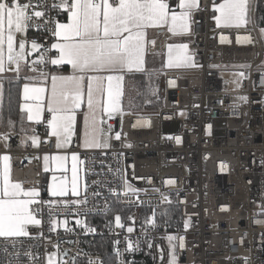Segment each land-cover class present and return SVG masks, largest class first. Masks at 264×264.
<instances>
[{
	"label": "built area",
	"instance_id": "2783aa9c",
	"mask_svg": "<svg viewBox=\"0 0 264 264\" xmlns=\"http://www.w3.org/2000/svg\"><path fill=\"white\" fill-rule=\"evenodd\" d=\"M213 2L199 0L200 11L193 13L187 45L196 66L163 74L157 111L124 117L122 124L116 116L104 118L112 125L107 149L81 146V112L76 114L74 132L63 152L76 153L84 161L81 197L86 184L89 203L87 216L79 217L83 223L77 226L73 214L66 226L50 232L45 215L41 226L31 228L32 238H0V264L17 260L34 264L26 250L39 257V264H46V255L57 251L55 245L68 254L66 261L75 257L77 264L89 260L119 264L117 250L127 264H168V235L184 237V248L176 240L177 264H264V72L260 67L264 36L255 20L256 0L249 13L252 23L239 29L217 28ZM46 3L51 7L53 0ZM169 4L174 6L176 0ZM49 17L59 22L62 10L47 11L44 21ZM38 23L41 27L28 28V45L35 39L42 48L50 47L54 38L43 21ZM170 37L162 33L147 49L161 51ZM241 65L250 67L241 69ZM233 66L245 73L234 93L224 89L220 77L221 68ZM43 70L50 73L52 65ZM233 94L247 99L231 104ZM47 116L35 127V149L16 132L0 133L6 137V150L0 147V153L10 158L12 180L26 187L35 184L44 199L50 198L43 191L42 157L58 151L55 137L48 135ZM116 132L122 133L120 140L115 139ZM125 175L139 190L137 195H124ZM109 186L116 191H109ZM93 191L99 196L94 197ZM162 194L170 203L162 200ZM106 206L112 210L105 211ZM115 214L122 216L123 228L116 227ZM127 227L134 231L128 233ZM129 241L134 250L125 252Z\"/></svg>",
	"mask_w": 264,
	"mask_h": 264
},
{
	"label": "snow or ice",
	"instance_id": "6c2138e0",
	"mask_svg": "<svg viewBox=\"0 0 264 264\" xmlns=\"http://www.w3.org/2000/svg\"><path fill=\"white\" fill-rule=\"evenodd\" d=\"M253 2L254 0L213 2V19L217 28L239 29L252 23L249 12ZM177 8L178 11H174L169 0H59V3L53 0L51 7L46 0H36L35 5L32 0L27 3L22 0H0V74L11 71L17 79L21 78L22 72L34 74L23 76L27 82L23 84L20 112L26 114L28 121L39 123L43 113L47 111L48 135L55 137L58 149L70 141L75 129L76 112L85 103L87 112L84 115L81 146L85 149H107L111 146L109 141L112 139V125L104 117L112 119L118 115L122 124L124 115L133 114L132 109L136 107L131 100L127 109L123 106L122 82L125 73L145 70L146 45L155 43L146 39L147 30L166 28L173 36L189 33L193 13L200 11V3L199 0H178ZM50 10L66 12L67 23L55 21L51 17L44 21ZM38 21L44 22L43 26L54 38L50 47L42 48L35 39L30 42V47L28 45L24 34L29 27H41ZM260 33L264 36V27L260 28ZM32 52H39V58L29 63L28 58ZM49 63L54 66L70 65L72 74L50 75L43 71ZM166 66L195 67L188 45L169 44ZM239 67L243 69L250 66ZM235 75L242 79L245 73L238 71ZM49 78L50 87L33 83L37 79L47 81ZM239 99L246 101L247 98L241 96ZM23 119L22 115L21 120ZM106 124L107 128L104 127ZM12 125L13 122L9 120L8 126L11 128ZM32 131L34 133L35 130ZM21 132L27 133L28 129L21 126ZM121 135V132H116L115 139L120 140ZM27 139L31 140L33 147L38 145L35 134L25 136L24 140ZM176 142L180 143L179 137ZM68 159L67 155L43 157L45 171L53 173L51 181L43 189L50 199H44L41 196L42 189L35 184L26 187L23 182H14L9 156H0V238H32L31 228L41 226L45 215L50 232L62 224L66 226L67 217L73 214L77 226L83 223L79 217L87 216L85 209L89 203L86 184L81 197L80 165L84 161L76 153H72L69 179ZM57 172L62 175H56ZM123 189L125 196L137 195L139 191L129 183L126 175L123 178ZM109 191L115 192L116 189L109 186ZM93 196L98 197L99 193L93 191ZM162 200L170 203L167 195L162 194ZM57 209L62 212H57ZM111 210L106 206L105 211ZM155 214L153 210L152 215ZM59 215L65 216V219H57ZM127 219L134 218L129 216ZM114 220L116 227H124L120 214H115ZM146 223L154 226L152 219L146 218ZM187 226L188 222L185 221V228ZM133 231V227H127L128 233ZM166 239L169 242L168 264H177L176 240L179 239V247L184 248V237L168 235ZM12 247L15 250L16 244L13 243ZM54 247L57 251L46 255V264H77L75 257L67 261L64 259L68 254L61 253L59 245ZM149 247L152 245L149 244ZM133 250L129 241L124 251ZM4 251L7 252V249ZM25 255L34 264H39V257L34 253L26 250ZM120 257L121 252L117 250L116 260L119 264H127ZM13 264H19V261H14ZM88 264L94 262L89 260Z\"/></svg>",
	"mask_w": 264,
	"mask_h": 264
},
{
	"label": "crops",
	"instance_id": "0c3cea01",
	"mask_svg": "<svg viewBox=\"0 0 264 264\" xmlns=\"http://www.w3.org/2000/svg\"><path fill=\"white\" fill-rule=\"evenodd\" d=\"M222 2V0H215V3H220ZM177 5H178V0H176V4L174 6H170L174 11H178V8H177ZM253 7V6H252ZM250 13V12H249ZM61 23H67V14L66 12H64L62 10V17L60 19ZM164 32H168L166 28H161V29H148L147 30V36H146V39L148 41H153L155 39H158L161 37L162 33ZM29 30H27V32L24 34L26 35V37L29 35ZM169 33V32H168ZM171 34V33H169ZM189 33L187 34H184L182 36H173L171 34V37L169 38V40L167 41V43L165 44V46L163 47V49L161 51H158V52H150L147 48H148V44L146 45V57H145V60H146V63L144 65V71H141V72H132V73H125L124 74V79L126 77H129L130 75H144L146 72H150V74L152 73H156L157 74H160V75H163L164 73L166 72H177V73H181V72H184L185 69H188L189 66H184V67H179V68H168L166 66V61H167V46L169 44H174V43H184V44H188L190 42V37L188 35ZM20 37H18L19 39ZM54 51V50H53ZM34 54L31 55L28 59H29V63L32 61V60H36L39 58V54L38 52H33ZM45 71L46 73H49L47 72L46 70H43ZM50 75L52 74H55V75H70L72 74V69H71V66L70 65H64V66H54L52 65V70L50 71L49 73ZM25 75H34L33 73H30V72H22L21 73V79H22V83H21V86H20V104L23 102L22 101V91H23V84L27 81H25L23 79V76ZM4 76H14L13 72L11 71H8L4 74H0V107H1V102H2V96H3V83H2V78ZM33 83H36L40 86H47V87H50V78L47 80V81H43V80H40V79H37L35 81H33ZM123 83V82H122ZM19 104V105H20ZM20 109V108H19ZM78 112H81V145H82V138H83V133H84V115L85 113L87 112V106H86V103L84 105H82V107L77 110L76 114ZM24 116V119L21 120V116ZM45 115H48L49 114L47 113V111H45L43 113V116L41 118V120L45 117ZM47 116V118H48ZM107 116H105L104 118H106ZM46 118V120H47ZM3 123L1 122V114H0V133L2 134H5V133H8V132H16L20 135L21 137V140L23 141L24 144H28L30 145L32 148H37V146L33 147L32 144H31V140L30 139H27V140H24V137L25 136H31L33 134H36V132L34 131L33 133V129L35 130V127L38 123L36 122H32V121H28L27 120V117H26V114H22L20 112V119H19V123H18V126L16 128H10L9 126H6L4 127V125H2ZM47 124V123H46ZM21 126H23L24 128L28 129V132L25 133V132H21ZM69 146V142L68 144H66L64 147L62 148H57V152L55 153H51V154H45V155H49V156H52V155H67L68 156V163H67V167L69 169L68 171V177L69 179L71 178V155L72 154H68V153H64L63 151ZM0 147H1V150L2 151H5L6 150V137L5 135L1 136L0 137ZM4 155H7L5 152H2L0 153V156H4ZM44 155V156H45ZM43 156V157H44ZM43 157H42V177H43V182H44V187L46 189L47 187V184L51 181V177H52V171H45L44 169V160H43ZM34 158L37 159V156L34 155ZM80 168H81V165H80ZM56 175H62V173L60 172H57ZM15 182V181H14ZM80 184H81V190H82V171H80Z\"/></svg>",
	"mask_w": 264,
	"mask_h": 264
},
{
	"label": "trees",
	"instance_id": "16d2710c",
	"mask_svg": "<svg viewBox=\"0 0 264 264\" xmlns=\"http://www.w3.org/2000/svg\"><path fill=\"white\" fill-rule=\"evenodd\" d=\"M255 20L259 27H264V0H256L255 3ZM142 76V75H137ZM143 77V76H142ZM162 79L163 75L152 73L148 80H141L142 87L138 96L137 103L141 105L144 113L157 111L162 102ZM3 96L0 107L1 122L4 127L8 126V121L13 122L12 128H16L20 119V86L22 79L15 76H4ZM155 89V92H153ZM107 258L111 257V253L107 254Z\"/></svg>",
	"mask_w": 264,
	"mask_h": 264
},
{
	"label": "rangeland",
	"instance_id": "374dc122",
	"mask_svg": "<svg viewBox=\"0 0 264 264\" xmlns=\"http://www.w3.org/2000/svg\"><path fill=\"white\" fill-rule=\"evenodd\" d=\"M261 28V27H260ZM261 69L264 72V55L261 60ZM189 68V67H188ZM187 69H185L186 71ZM239 68L236 67H224L220 70V77L223 80L224 89L229 92H236L239 90L241 86V78H238L235 73H237ZM156 74V73H154ZM158 76L160 74H157ZM156 75V76H157ZM150 76V72H146L143 77L137 76V75H130L129 77H126L122 83V88L124 90V96H123V106L127 109L129 101L131 100L132 103L136 105L134 109H132L133 114H125L124 117L131 116V115H140L143 114L144 111L137 103L138 96L142 87V81L143 79L148 80ZM238 81V83H237ZM240 96H235L234 94L231 95L230 103L231 104H241L244 101L239 99ZM121 118L117 115L116 118ZM123 117V118H124ZM124 191V190H123Z\"/></svg>",
	"mask_w": 264,
	"mask_h": 264
}]
</instances>
